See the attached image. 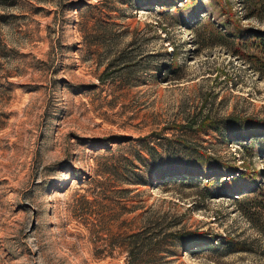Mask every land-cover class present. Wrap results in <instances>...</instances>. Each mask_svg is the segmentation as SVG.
Returning <instances> with one entry per match:
<instances>
[{"label": "rangeland", "instance_id": "rangeland-1", "mask_svg": "<svg viewBox=\"0 0 264 264\" xmlns=\"http://www.w3.org/2000/svg\"><path fill=\"white\" fill-rule=\"evenodd\" d=\"M142 1L0 0V264H127L124 239L156 220L245 244L178 249L167 264H264V237L200 175L243 159L264 171L237 139L264 119V74L209 25L264 29V18L241 0L179 14ZM148 144L172 147L163 166L185 175L96 174Z\"/></svg>", "mask_w": 264, "mask_h": 264}, {"label": "trees", "instance_id": "trees-1", "mask_svg": "<svg viewBox=\"0 0 264 264\" xmlns=\"http://www.w3.org/2000/svg\"><path fill=\"white\" fill-rule=\"evenodd\" d=\"M198 0H186L185 4L179 5L175 0H143L142 6H162L171 8L174 13L179 14L185 9L197 6ZM242 6L248 17L264 18V0H241ZM164 9V8H163ZM212 33L215 32L220 38L230 37L233 40L232 52L240 59H244L254 70L264 74V29L236 28L225 31L210 21ZM174 67H178L175 65ZM248 123H254L253 118L246 119ZM258 132L249 134V131L239 132L237 139L243 140L244 158L254 157L258 151L264 155V119L259 120ZM251 136V140L247 141ZM132 159L125 156L117 163H105L102 169L97 170L98 176H113L121 181L127 175L143 177L144 170L150 166V184L168 183L178 176L185 175L180 166L164 167V159L171 158L175 154L172 147L164 148L160 152L156 146L146 145L140 149L130 151ZM148 157H147V156ZM143 165L145 168H141ZM226 171L210 174L209 171H202L201 176L205 179L204 186L208 188L210 194L216 190L221 191L227 197L233 198L239 205L240 211L250 221L260 234L264 237V171L258 172L250 169L243 159V164L236 162L227 163ZM188 173L196 172L194 169H186ZM226 173V174H225ZM193 175V174H190ZM224 178V179H222ZM129 192L130 190H122ZM165 219V218H163ZM164 221L156 220L147 222L138 227L137 231L124 239V247L127 251V264H167L170 257L177 255L178 249L181 251L198 250L202 248H218L225 244L228 252L244 251L245 244L231 235L210 236L208 232L201 230H191L184 225L177 229L179 222L164 226ZM153 225V228H152ZM173 225V226H171ZM176 228L175 230H173ZM216 241V243L214 242Z\"/></svg>", "mask_w": 264, "mask_h": 264}]
</instances>
